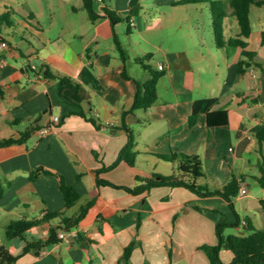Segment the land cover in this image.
<instances>
[{
  "label": "crops",
  "instance_id": "0c3cea01",
  "mask_svg": "<svg viewBox=\"0 0 264 264\" xmlns=\"http://www.w3.org/2000/svg\"><path fill=\"white\" fill-rule=\"evenodd\" d=\"M135 1L126 0L124 5L111 9L127 17L134 4L141 6ZM2 4L4 13L9 6ZM105 6L108 7L95 4V19L89 16L79 23L53 20L48 28L42 27L38 15L29 11L25 22L33 30L27 26V31L43 49L41 55L34 49L32 38L25 40L27 46L15 36L2 34L9 49L0 48V142L20 137L40 120L39 129L23 143L0 147L1 225L6 227L24 216L42 217L65 208L56 176L42 174L34 181L30 179L38 167L61 173L76 187L82 195L77 209L93 194L97 195L95 204L76 228L83 238L78 234L71 242L47 246L38 254L33 250L21 254L25 246L22 239L20 243L18 239L7 240L6 245L18 256L17 264H116L133 240L137 244L131 264H210L201 246L218 243V223L237 220L227 199L221 195L201 197L186 187H158L133 195L109 185L98 186L96 171L112 165L126 145L125 122L136 135L140 154L134 165L122 161L101 173V179L135 187L139 176L170 175L162 169L173 172L177 168L178 163L163 161L155 154L197 155L205 174L219 186L226 185L233 173L242 177L239 194L233 199L234 208L241 218L249 216L255 226L264 227V187L258 180L264 144L261 147L256 137L264 126L263 17L260 16L263 30L258 44L252 46L247 41L248 49L259 54L263 69L252 67L239 73L237 66L243 55L238 47L232 54L227 52V71L221 73L216 63V77L206 80L203 66L189 52L166 50L162 57L153 60L159 68L166 69L158 84L156 103L123 117L133 105L135 81L123 76L125 64L114 41V32L119 36V22L112 25L104 15ZM132 20L137 21L134 17ZM145 27L150 29L151 25ZM31 64L38 69L32 70ZM45 66L77 79L81 83L79 92L63 89L59 79L46 77L40 71ZM135 66L129 54L127 71L134 79L145 82L149 74L140 73ZM212 96L220 100L214 109L228 111L229 123L211 127L207 115L201 114L190 126L195 100ZM54 116H60V122L42 137L39 130ZM243 187L246 193H242ZM75 211L73 208L67 215ZM51 224L33 228L27 239H46ZM235 230L234 234L242 233L244 224ZM220 255L224 263L233 260L228 249Z\"/></svg>",
  "mask_w": 264,
  "mask_h": 264
},
{
  "label": "trees",
  "instance_id": "16d2710c",
  "mask_svg": "<svg viewBox=\"0 0 264 264\" xmlns=\"http://www.w3.org/2000/svg\"><path fill=\"white\" fill-rule=\"evenodd\" d=\"M97 0H83L84 6L91 19H95L98 15L95 9ZM184 3H211V10L213 13V23L215 38L220 48L226 46L241 48L243 59L238 62L237 71L245 73L252 67L263 69V65L258 62L259 54L256 51L248 49V39L252 33L251 24V8L252 6H264V0H228V4L232 7V16L235 17L240 26V32L230 37L224 38V23L226 18L231 14L223 7V0H183ZM99 3V2H98ZM138 8V7H136ZM136 8L131 9L130 14L126 17L129 23V28L132 24V18L135 16ZM105 16H108L113 26H115L121 19L116 11L109 7H104ZM0 22H6L8 25H13L14 22L11 18V11L8 10L0 14ZM0 41H8L2 36L0 31ZM115 47L122 62L125 64L123 71L124 78L133 79L135 81V94L133 105L129 110H125L123 117L136 110H147L153 106L158 99V84L160 79L166 74L165 68H159L153 63V53H147L136 58V62L140 64L142 69L149 74V78L145 82L134 79L126 69V62L129 59V53L119 40V36L114 32ZM9 44V43H8ZM32 70L31 66H29ZM44 71L46 77L57 78L62 84V88H71L75 92H79L81 83L74 77L53 70L49 66H45ZM218 97H203L196 99L192 112L189 118V125L193 126L201 114L207 115V122L209 126H224L229 123V113L226 109H214L219 103ZM37 119L32 126L22 132L18 138L10 137L0 142V147L9 146L16 143H23L30 137L33 131L39 129ZM123 128L128 134V141L124 148L120 151L117 160L110 166H103L96 171L98 175L97 185H109L114 188L124 189L127 192L138 195L151 191L153 188L158 187H186L194 194L207 197L212 195H221L230 203L232 210L237 215L235 222H221L216 225V235L218 243L215 245L204 244L201 249L205 251L210 259V264H227L221 259V251L228 249L233 253V260L229 264H264V227L255 226L249 216L241 218L234 208L233 199L239 194L242 177L233 173L228 183L224 186H219L208 177L203 168V162L197 155H190L186 153L172 152L169 154H155L159 159L170 162L178 163L177 168L173 170L170 175L160 173H153L150 177H137L139 184L135 187H127L116 185L105 179L100 178V174L115 168L120 162L125 161L134 165L140 152L137 150L136 135L130 127L124 122ZM259 145L262 147L264 144V126L261 131L256 134ZM261 176L258 177L259 183L264 187V153L261 163ZM42 174H51L57 177L61 190L65 198V208L60 211H53L44 214L42 217L27 218L21 217L17 220H12L6 226L7 240L22 239L25 240V246L21 254H25L33 250L39 253L43 248L62 243L63 240L59 237L60 231H69L77 228L83 218L86 217L90 208L95 204L97 195L93 194L89 200L82 204L73 215H67V212L75 208L81 200L82 195L76 187L70 184L66 178L58 172L50 171L44 167L34 169L30 174L31 180H36ZM263 205H264V201ZM57 219V223L51 224L48 230L46 239L39 238L37 240L29 241L27 236L29 232L44 223H51ZM244 219V221H243ZM244 224V231L240 234L227 233V229L231 227ZM80 238H83L79 234ZM136 240H133L124 249L123 254L117 259L116 264H131V255L136 246ZM18 256L13 254L6 244L0 245V264H17ZM59 264H65L62 261Z\"/></svg>",
  "mask_w": 264,
  "mask_h": 264
},
{
  "label": "rangeland",
  "instance_id": "374dc122",
  "mask_svg": "<svg viewBox=\"0 0 264 264\" xmlns=\"http://www.w3.org/2000/svg\"><path fill=\"white\" fill-rule=\"evenodd\" d=\"M83 0H0L6 3L11 11L13 25L6 22H0V31L3 35L15 36L19 43H26V39L32 38L35 41V48L39 50L41 55L43 49L37 43L35 37L31 36L27 31V26H32L25 22L29 19V11H33L38 15V19L44 28H48L53 20L61 23L64 20H75L77 23L88 19L89 14L86 8H83ZM141 2V6L134 4V18L137 19L129 28L126 17L119 14L121 21L118 23L119 39L126 48L136 69L140 73L144 70L136 57L147 53H153V60H157L166 50L174 52L176 50H186L194 58V61L203 66L206 80L213 81L218 73V63L221 73L227 71V52L234 53V47L226 46L220 48L216 42L213 13L211 3H184L183 0H136ZM126 0H103L99 2L102 5L115 8L124 5ZM223 7L231 14L226 18L224 23V38L229 39L240 32V26L235 17L232 16V7L228 4V0H223ZM119 4V5H118ZM97 6V5H96ZM0 7V13L4 11ZM77 8L76 9H74ZM140 15V16H139ZM139 16V17H138ZM260 16L264 20V6H252L250 18L252 24V35L246 39L252 46L257 45L263 27L261 26ZM79 21V22H78ZM122 24V25H120ZM150 24L151 28L146 29L145 25ZM32 48V47H30ZM32 48L33 53L36 50ZM140 54V55H139ZM23 60V58H20ZM209 65V66H208ZM208 88V87H207ZM207 88H203L207 92ZM159 170V169H158ZM161 170V169H160ZM165 174H171V169H162ZM242 203V201L240 200ZM77 210V208H74ZM57 223V219L52 221ZM227 233H235V227L228 228ZM6 227L0 223V245L6 244ZM20 243L21 240H17Z\"/></svg>",
  "mask_w": 264,
  "mask_h": 264
},
{
  "label": "built area",
  "instance_id": "2783aa9c",
  "mask_svg": "<svg viewBox=\"0 0 264 264\" xmlns=\"http://www.w3.org/2000/svg\"><path fill=\"white\" fill-rule=\"evenodd\" d=\"M98 2H103V0H97ZM134 23V21L132 20V24ZM0 48H5V49H9V44L7 42L4 41H0ZM3 59L0 58V63H2ZM31 67L33 69H38V67L34 64H31ZM61 120L60 116H54L51 123H49L48 125L42 127L39 130V133L42 137H46L48 136L52 130L54 129L55 125H57ZM242 193H246L247 189L246 187H243L241 189ZM79 232L77 231L76 228H73L69 231H60L59 232V237L64 241V242H71V240L73 238H76L78 236Z\"/></svg>",
  "mask_w": 264,
  "mask_h": 264
}]
</instances>
